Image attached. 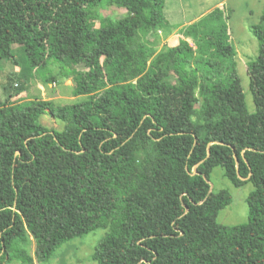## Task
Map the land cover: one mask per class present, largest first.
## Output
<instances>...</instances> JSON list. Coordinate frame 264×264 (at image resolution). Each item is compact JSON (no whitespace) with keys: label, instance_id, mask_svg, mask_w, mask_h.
<instances>
[{"label":"trees","instance_id":"obj_1","mask_svg":"<svg viewBox=\"0 0 264 264\" xmlns=\"http://www.w3.org/2000/svg\"><path fill=\"white\" fill-rule=\"evenodd\" d=\"M108 5L127 12L97 27ZM164 7L0 0V59L17 63V44L31 70L88 69L74 72L80 101L0 102V264L47 260L99 228L97 264H264V13L250 26L260 53L248 66L249 113L230 11L215 8L158 52L159 31L175 29ZM45 114L63 129L40 124ZM216 167L235 186L253 184L247 223H217L231 196L211 191Z\"/></svg>","mask_w":264,"mask_h":264},{"label":"rangeland","instance_id":"obj_2","mask_svg":"<svg viewBox=\"0 0 264 264\" xmlns=\"http://www.w3.org/2000/svg\"><path fill=\"white\" fill-rule=\"evenodd\" d=\"M212 1V0H211ZM217 1V0H214ZM210 0H183V6L189 11L188 16L198 15L208 7ZM226 10L230 11L228 20L231 32V40L237 50V71L245 94L246 108L249 113L256 112L254 96L250 88L249 63L255 61L260 53V44L250 31V26L260 21L264 13V0H226ZM127 9L115 5L102 7L98 11L95 24L98 27L100 19L106 16L117 19L126 14ZM161 42L157 45V51L170 49L174 46V40L166 41L163 33ZM13 51L17 63L10 59H0V102L9 99V104L34 98L42 100H56L60 104H69L82 100L73 94L75 88L74 72H87L84 64L68 63L63 66L50 62L44 70L30 69L27 56L22 48L14 44ZM175 81V77H171ZM40 124L48 129L62 130L64 123L50 114H45L40 119ZM211 191L218 193L227 191L231 196V204L220 210L217 223L224 226H236L248 222L247 198L254 190L251 182L242 186H235L224 176L221 167L212 170L209 176ZM108 229L99 228L64 242L47 259L33 264H97L92 255ZM32 255H35V244L30 245ZM10 264H28L19 260H13Z\"/></svg>","mask_w":264,"mask_h":264},{"label":"crops","instance_id":"obj_3","mask_svg":"<svg viewBox=\"0 0 264 264\" xmlns=\"http://www.w3.org/2000/svg\"><path fill=\"white\" fill-rule=\"evenodd\" d=\"M217 7L226 8V0H217V1L210 0L208 7L203 9L201 13L189 17L188 16L189 11L184 8L183 0H165V7H164L165 17L170 22V24L175 27L174 31L166 38V41L170 42L173 39L174 44H177V39L182 37V35L179 34L181 28L197 21L198 19H200L201 17L211 12ZM228 30L231 37L229 24H228ZM189 41L192 43L191 40Z\"/></svg>","mask_w":264,"mask_h":264},{"label":"built area","instance_id":"obj_4","mask_svg":"<svg viewBox=\"0 0 264 264\" xmlns=\"http://www.w3.org/2000/svg\"><path fill=\"white\" fill-rule=\"evenodd\" d=\"M159 32L161 33L162 31L160 30Z\"/></svg>","mask_w":264,"mask_h":264}]
</instances>
